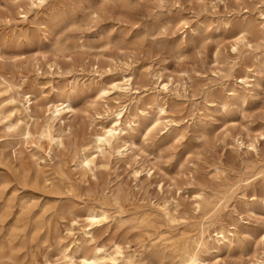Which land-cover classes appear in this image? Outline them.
Wrapping results in <instances>:
<instances>
[{
  "label": "rangeland",
  "instance_id": "374dc122",
  "mask_svg": "<svg viewBox=\"0 0 264 264\" xmlns=\"http://www.w3.org/2000/svg\"><path fill=\"white\" fill-rule=\"evenodd\" d=\"M263 8L264 0H46L37 7L0 0V264H60L86 209L100 205L112 216L95 228V241L120 242L137 264H172L175 255L150 241L184 233L193 246L204 222L213 236L220 226L235 233L230 246L210 243L207 264L264 261ZM246 23L252 28L233 51ZM245 70L257 76L249 91L238 78ZM126 72L139 91L124 118L140 120L128 138L135 144L121 156L100 155L94 173L86 172L81 149L128 101L116 93L97 99L95 81ZM161 82H169L164 94ZM234 85L242 96L231 95ZM56 89L73 93L74 111L55 127L63 146L47 154L40 135ZM26 92L31 118L22 110ZM159 101L175 122L146 135ZM27 124L31 139L23 136ZM197 192L206 197L202 210ZM166 200L179 204L171 206L173 222L160 210ZM147 212L152 222L143 225ZM73 219L76 234L67 235Z\"/></svg>",
  "mask_w": 264,
  "mask_h": 264
},
{
  "label": "bare ground",
  "instance_id": "6f19581e",
  "mask_svg": "<svg viewBox=\"0 0 264 264\" xmlns=\"http://www.w3.org/2000/svg\"><path fill=\"white\" fill-rule=\"evenodd\" d=\"M28 1L31 3V6L37 7L41 6L46 0ZM27 13L28 12H26V10L22 8V14L24 18H26ZM260 14L264 19V8L260 11ZM251 28L252 25L250 23H246L239 28V37L234 41L233 51L238 50L239 44L245 41L246 33H248ZM125 65L128 66V63L126 62ZM95 68L97 72L98 69L101 68L100 64H97ZM109 71H111V69H109ZM99 75H101V73H99ZM238 78H240V84L247 86V88H244V86H242V89L249 91L251 83L255 82L257 76L255 72L245 70L244 75H240ZM95 83L97 99L107 101L111 93H116L118 96L124 97L128 101H125L123 103L120 102L114 111L111 110L112 113L110 114L112 115V120L109 122L101 121L100 128L92 133L90 142L85 147H83V149H81L82 155L79 157L78 163L84 171L93 173L97 168V158L100 155L106 156L116 154L117 156H121L125 153V150L135 144L134 141L129 140L130 138H132L131 130H135L140 124V120L138 117L132 119L129 118L130 120L128 121V123L124 122L125 115L126 113H128L130 107L129 103L127 102H130L131 104L139 98V91L134 87L133 73L126 72L125 74L116 78L112 76L109 81L98 79L95 81ZM166 90H169V82H161L158 86V91L161 94H164ZM229 92L233 97L243 95L241 89L237 85L231 86L229 88ZM25 95V102L22 106V110L25 113L26 117L31 118L32 116L29 114V111L31 108L30 102L33 98V94L26 92ZM73 100L74 98L72 92L63 93L62 90L60 91L59 89H56L55 97L49 99L46 102L48 114L46 115V125L41 132L40 138L44 139L49 145L48 152L46 151V149H44L47 154L51 152V148L53 145L63 146V139L59 134L55 133V127L57 124H64V121L67 118V113L74 111ZM166 105L167 102H157L159 115L157 117H154V119L146 126V135L160 129V127L162 126H167V123L169 122L170 124H172V122H175L174 120L169 119V110L168 106ZM14 110L15 108H13L11 111ZM4 113L5 112L0 109V120L5 119L6 115ZM23 136L26 139H31L32 134L31 130L28 127V124L23 130ZM243 145V141H240L239 143L237 141L238 149L242 148ZM123 146H125L124 149H122ZM248 146H253V144H250ZM38 159L40 158H38L37 156L35 160ZM138 174L139 171L134 172L135 177H137ZM256 174H260V171ZM195 198L196 208L198 210L204 209L206 197L203 195V193L197 192L195 194ZM114 200L119 204L118 197L114 196ZM221 205L222 204H220V206ZM171 206L176 209L179 204L175 200H166L164 204L160 206V210L164 213L169 221L173 222L174 219L171 214ZM220 206H215V212L220 208ZM111 210L106 205L88 207L84 213V220L86 223L82 227H79L78 230H76L78 221L76 219H73L71 221L70 227L66 229V234L74 235L76 234V232H79V235L73 242L75 243L74 248H70L69 245L62 247V262L60 264H137L135 255L133 253H128L127 251H125L120 242H114L111 248H107L104 244H102L103 242L97 243L95 241V228L108 221V219L112 216ZM151 216V212L145 213L140 217L139 223L143 225L151 224ZM213 216L214 215L210 216L206 220L208 221L209 219L213 218ZM209 227L210 224L206 225L204 222L202 228L200 229L198 237L194 239L193 246L190 245L189 238L184 233L180 234L179 237H175L173 235L169 236L167 234L161 233L160 235H158V239L155 241L151 240L152 242L150 241L149 245L150 247L158 248L159 252L170 250L177 258L176 261H174L172 264H207V258L205 257V255L210 251L209 245L211 242H213L214 246L219 250V247L221 245L230 246L235 241L234 232L220 226L215 227V235L213 236L209 231ZM74 230H76V232H74ZM262 239L264 241V237ZM89 243H92V245L90 246V250L82 251L81 249L83 248V246ZM160 245H162V247H160ZM136 256H138V253ZM262 263H264L263 260L259 262V264ZM43 264L56 263L46 258L43 261ZM243 264L253 263L251 261H247Z\"/></svg>",
  "mask_w": 264,
  "mask_h": 264
}]
</instances>
